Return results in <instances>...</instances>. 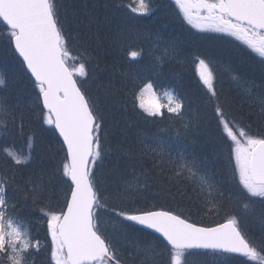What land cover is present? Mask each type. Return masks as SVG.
Wrapping results in <instances>:
<instances>
[{
	"label": "snow or ice",
	"instance_id": "1",
	"mask_svg": "<svg viewBox=\"0 0 264 264\" xmlns=\"http://www.w3.org/2000/svg\"><path fill=\"white\" fill-rule=\"evenodd\" d=\"M174 4L198 32L222 34L203 39L234 37L259 57V75L245 80L244 97L236 105L218 92L211 58H196L207 89L206 103L221 131L220 150L228 160L219 179L193 154L177 151L173 159L171 145L165 147L152 136L141 140L139 147L123 143L112 147L134 166V173L139 165L140 174L133 182H108L99 173L107 155L110 113L89 87L93 78L89 65L96 57L88 56L86 49L72 54L73 45L82 47L87 37L78 9H70L67 0H0V60L15 61L20 78L30 86L28 103L20 98L12 102L0 94V139L7 145L17 129L23 134L34 118L41 133L50 131L62 138L64 153L59 163L35 170L34 135L27 138V154L0 147L7 167L0 169V264H37L42 252L46 264H190V258L208 256L225 257L224 264H232L227 257L242 258L240 264H264V211L256 218L258 233L252 231L257 226L254 206H264V131H251L254 122L264 126V0H174ZM103 6L113 12L119 9L115 0H106ZM131 10L145 16L152 8L139 0ZM106 19L113 43L127 45L131 60L142 58V49L131 43L140 36L136 24L115 15ZM94 22L90 18L86 27L91 29ZM179 55V47L169 41L157 59ZM122 76L131 84L135 106L146 121L182 124L183 132L175 130L178 143L200 134L199 114L185 122L191 109L186 110L184 99L166 93L168 102L161 103L153 80L131 71ZM145 158L153 159V169L143 167ZM25 169L33 170L25 175ZM156 170L168 172L176 182L194 180L197 209L205 215L223 213L222 220L198 224L164 203L143 205L142 199L153 190L156 196L172 194L167 184L173 179L158 184ZM59 196L63 203L53 207ZM26 211L39 213L38 222L46 224L51 241L47 249L30 235L29 220L22 215Z\"/></svg>",
	"mask_w": 264,
	"mask_h": 264
},
{
	"label": "trees",
	"instance_id": "2",
	"mask_svg": "<svg viewBox=\"0 0 264 264\" xmlns=\"http://www.w3.org/2000/svg\"><path fill=\"white\" fill-rule=\"evenodd\" d=\"M134 1L115 0L119 9L113 12L103 6L106 0H67L70 9L73 7L78 9L80 19L83 21L80 27L87 32V37L81 42L82 47L73 45L72 54L77 55L86 49L88 56L96 57L89 65V71L93 76L89 81V87L99 99L102 108L110 113L107 121L110 126L106 127L107 155L99 174L106 177L108 182H133L140 174V166H135L134 173V166L122 155L112 151V147L120 143L139 147L140 141L145 137L158 136L165 147L171 145L173 159H176L177 148L179 151L193 154L206 164L210 174L215 173L216 178L219 179L228 167V160L226 154L220 150L221 131L217 129L212 117V109L206 103L207 89L200 80L198 66L195 64L196 58L198 56L211 58L218 92L236 105L244 97L245 80L250 81L259 75L256 64L259 57L234 37L203 39V37H218L222 34L201 33L192 28L183 20L182 15L178 14L179 10L174 0H147L152 11L145 16L137 15L131 10L135 7ZM113 15L136 24L140 36L131 43L136 50L142 49V58L131 60L127 55V45L117 46L113 43V31L106 19ZM90 18H94L95 22L91 29H88L86 25ZM169 41L175 42L179 47L180 55L177 59L165 58L163 61H158L157 57L163 55L160 49L163 50L165 42ZM156 43L160 49L155 45ZM130 71L138 72L141 77L153 80L157 84V89L172 90L176 96L184 99L186 110L191 109L186 113L185 122L196 119L199 114L202 119L200 134L187 139L181 138L178 143L175 139V130L179 128L183 132L182 124H170L166 120L151 122V118L146 121L141 110L135 106L131 84L122 76V73ZM0 78L5 80V85L0 86V94L8 95L12 102L16 98H20L24 103L30 102L27 94L30 86L25 79L20 78L19 66L15 61L0 60ZM257 83H259L258 79ZM44 127L47 128L46 125ZM251 131L253 133L264 131V126L254 122ZM30 135H34L35 170L50 163H59L64 154L60 140L50 131L41 133L40 125L34 118L30 126L26 124L23 134L17 129L7 145L4 144L3 139H0V147L10 146L27 154L29 151L27 138ZM41 157L44 158L43 161ZM165 166L172 168V164L166 163ZM143 167L153 169V159L145 158ZM0 169L7 171L2 157H0ZM32 170L25 169L24 174L27 175ZM156 171L157 183L160 185H165L169 179H173V183L167 184L172 194L156 196L153 190L146 194L148 199H142L143 205L151 206L153 202L164 203L174 211H181L185 216L190 215L198 224H214L222 220V218L216 220L215 213L205 215V212L197 209L195 206L197 197L192 191L193 188L190 189L181 182L184 180L195 182L194 180L182 178L176 182L168 172L160 174L159 170ZM19 175L17 173V178ZM187 175L185 173V177ZM9 194L11 195V192ZM62 203L63 198L59 196L52 201V206L58 207ZM240 207L242 209V205ZM261 211H264V206H254L253 223L257 226L253 227L252 231L257 233L259 228L256 218ZM22 215H26L29 220L30 235L39 238L42 249H47L51 241L47 235L46 224L38 222L39 213L26 211ZM105 216L108 218L107 215H104V218ZM46 259V253L42 252L37 258V264H46ZM205 259L207 264H224L226 258L193 257L190 258V264H202ZM227 259L231 260L232 264H240L242 258L227 257Z\"/></svg>",
	"mask_w": 264,
	"mask_h": 264
},
{
	"label": "rangeland",
	"instance_id": "3",
	"mask_svg": "<svg viewBox=\"0 0 264 264\" xmlns=\"http://www.w3.org/2000/svg\"><path fill=\"white\" fill-rule=\"evenodd\" d=\"M134 2H135V7H138V5H139V0H135ZM145 2H146V3H149L147 0H145ZM241 42H242V41H241ZM155 45L158 46L157 43H156ZM158 48H159V46H158ZM159 49H160V48H159ZM160 50L162 51V54H163V50H162V49H160ZM195 64H197V66H198V61L195 62ZM198 73H199V71H198ZM157 92H158V94H159L160 102H161V103H164V104H167V102H168V95H166V93H167V94H170V95H172V96H176L172 90H169V89H166V88H163V89H157ZM145 99L147 100L148 97L146 96ZM107 125L110 126L109 124H107ZM256 206H260V205L256 204ZM221 218H223V213H220L219 215H217V216L215 217L216 220L221 219ZM105 219L107 220L108 218H106V216H105ZM28 231H29V228H28Z\"/></svg>",
	"mask_w": 264,
	"mask_h": 264
},
{
	"label": "bare ground",
	"instance_id": "4",
	"mask_svg": "<svg viewBox=\"0 0 264 264\" xmlns=\"http://www.w3.org/2000/svg\"><path fill=\"white\" fill-rule=\"evenodd\" d=\"M177 151H179V148H177ZM176 151V152H177ZM181 182H183V184H185L188 188H194V187H197V185H196V183L195 182H193V181H189V180H184V181H181ZM197 190H198V188H197Z\"/></svg>",
	"mask_w": 264,
	"mask_h": 264
},
{
	"label": "water",
	"instance_id": "5",
	"mask_svg": "<svg viewBox=\"0 0 264 264\" xmlns=\"http://www.w3.org/2000/svg\"><path fill=\"white\" fill-rule=\"evenodd\" d=\"M57 136H58V134H57ZM58 138H59V137H58ZM59 139H60V141H61V143H62V138H59ZM146 231H148V232L151 233V230H146ZM152 234H154V233H152ZM154 235L158 236V234H154Z\"/></svg>",
	"mask_w": 264,
	"mask_h": 264
}]
</instances>
